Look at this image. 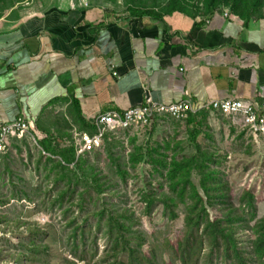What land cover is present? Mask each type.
I'll use <instances>...</instances> for the list:
<instances>
[{
  "label": "rangeland",
  "instance_id": "rangeland-1",
  "mask_svg": "<svg viewBox=\"0 0 264 264\" xmlns=\"http://www.w3.org/2000/svg\"><path fill=\"white\" fill-rule=\"evenodd\" d=\"M109 1L119 14H128L129 6L154 2ZM29 2L23 0L14 8ZM8 12L11 9L3 13ZM208 113L199 115L205 118V133L198 141L214 153L210 168L216 169L228 196L225 202L206 206L212 218L225 217L231 206L244 212L249 226L240 229L237 238L241 247L249 249L254 237L250 227L264 215V135L248 134L241 118L222 114L210 118ZM71 124L63 133L31 130L0 148V264L128 263V248L155 255L154 264H182L169 244L176 245L185 231V204L175 208V220L159 201L149 208L147 195L172 196L167 171L156 170L147 155L133 166L130 154L159 147L168 162L196 155L188 124L157 116L152 123L107 131L102 143L87 152L78 151V126ZM73 144L76 157L67 161L62 151ZM191 179L202 192L197 170ZM245 190L254 194V217L241 201ZM111 214H118L126 228L119 230L109 220ZM209 250L206 246L193 255L198 264H230L220 252L208 258ZM21 253L26 259L17 258ZM249 262L254 263L251 258Z\"/></svg>",
  "mask_w": 264,
  "mask_h": 264
},
{
  "label": "crops",
  "instance_id": "crops-1",
  "mask_svg": "<svg viewBox=\"0 0 264 264\" xmlns=\"http://www.w3.org/2000/svg\"><path fill=\"white\" fill-rule=\"evenodd\" d=\"M113 8L109 0H31L0 17V126L23 118L38 133H63L77 125L76 108L93 124L148 103L264 107V9L245 27L226 10L158 19ZM220 114L230 116L208 113ZM77 126L79 141L89 132Z\"/></svg>",
  "mask_w": 264,
  "mask_h": 264
},
{
  "label": "trees",
  "instance_id": "trees-1",
  "mask_svg": "<svg viewBox=\"0 0 264 264\" xmlns=\"http://www.w3.org/2000/svg\"><path fill=\"white\" fill-rule=\"evenodd\" d=\"M23 0H0L3 7L0 8V17L4 11L13 8ZM158 1L154 7H128L129 14L133 17L150 16L153 18H162L164 15L173 12H189L194 16L206 17L214 11L226 10L230 17L237 16L243 21L245 27L253 19L262 17L264 9V0H153ZM158 8V9H155ZM19 8V7H18ZM153 119L150 123H152ZM189 127V139L197 147L196 155L186 157L181 160L174 158L168 162L167 156L159 150V147L152 148L150 151L142 154H130V160L133 166H136L147 155L153 161L157 168L166 172L168 189L172 196L162 194L160 197L147 195V206L151 208L157 201L161 202L165 211L171 220L177 219L178 215L175 208L178 204H185V231L177 240L176 245L169 244L173 249V256L182 264H198L199 258L194 254H200L204 247L209 246L208 258L214 252H220V257L226 263L230 264H250L249 258L253 264H264V215L255 220L254 225L250 228L253 230L254 237L251 239L249 249L239 245L237 234L238 231L246 230L249 226L248 219L244 212H238L231 206L226 212L225 217L212 218L206 205L216 204L217 201L225 202L228 193L222 188L220 177L216 169L210 168V163L214 159V153L204 148L198 141L199 137L205 133V118H199V114H189L183 122ZM76 124L81 130L88 131L93 136L97 130L94 124L87 122L80 111L76 108ZM72 127L70 126L69 129ZM44 143V141H40ZM49 143H51L49 141ZM76 148L73 144L62 151L63 157L68 161L76 157ZM198 171L200 175L201 191L197 190L191 177L193 171ZM241 201L247 210L251 211L252 217L255 216V197L251 191L245 190L241 195ZM121 216V215H120ZM119 230L125 229V223L120 221L118 214L109 216ZM129 258L128 263L117 262L109 264H154L155 255L148 257L140 254V250L128 248L126 250ZM22 254V255H21ZM17 256L20 259H26V255L21 253ZM248 254V255H247ZM21 255V256H20ZM210 260V259H209ZM211 261V260H210ZM212 264V263H211ZM227 264V263H226Z\"/></svg>",
  "mask_w": 264,
  "mask_h": 264
},
{
  "label": "built area",
  "instance_id": "built-area-1",
  "mask_svg": "<svg viewBox=\"0 0 264 264\" xmlns=\"http://www.w3.org/2000/svg\"><path fill=\"white\" fill-rule=\"evenodd\" d=\"M227 14V11H225ZM208 111H220L226 115L241 117L247 126V133L253 136L264 135V107L258 104L244 103L236 100H217L211 103L194 105L190 101H182L170 105L148 103L133 107L123 112H109L99 115L93 121L97 132L93 135H82L78 142V151L86 152L99 146L107 131L112 129L128 130L133 125L150 123L157 116H166L182 123L189 114H207ZM30 125L23 119L0 126V148L6 141L14 137H22L31 132Z\"/></svg>",
  "mask_w": 264,
  "mask_h": 264
}]
</instances>
